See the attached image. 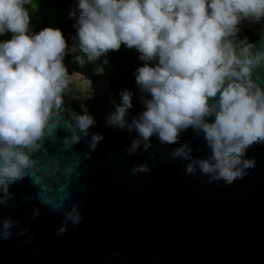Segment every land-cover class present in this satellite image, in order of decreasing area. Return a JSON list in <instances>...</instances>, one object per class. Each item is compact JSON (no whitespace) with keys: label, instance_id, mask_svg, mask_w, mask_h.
I'll list each match as a JSON object with an SVG mask.
<instances>
[{"label":"clouds","instance_id":"obj_1","mask_svg":"<svg viewBox=\"0 0 264 264\" xmlns=\"http://www.w3.org/2000/svg\"><path fill=\"white\" fill-rule=\"evenodd\" d=\"M29 3L0 0V36H9L0 40V206L13 198L10 186L28 174L31 154L63 105L73 79L65 57L81 67L104 57L106 65L108 54L122 46L142 62L133 73L138 93L120 91L105 126L137 134L126 154L141 146L147 151L153 136L177 144L191 127L211 154L193 158L188 143L176 147L170 159L188 161L186 175L230 185L255 166L247 152L264 144V84L253 79L254 70L264 67V43L240 37L239 25L264 21V0H75L68 12L75 29L71 43L59 28L31 31ZM96 71L103 73V66ZM134 96L142 111L129 120ZM95 123L87 110L76 113L66 141L79 143ZM102 139L92 133L89 148ZM130 171L148 173L151 167L138 163ZM58 209L64 210L58 235L69 222L83 220L78 205L65 209L61 203ZM16 223L0 221V239L11 238Z\"/></svg>","mask_w":264,"mask_h":264},{"label":"water","instance_id":"obj_2","mask_svg":"<svg viewBox=\"0 0 264 264\" xmlns=\"http://www.w3.org/2000/svg\"><path fill=\"white\" fill-rule=\"evenodd\" d=\"M239 27L240 37L264 43V21ZM69 74L63 105L31 154L28 174L10 186L13 198L0 206V221L17 222L11 238L0 239V264H264V144L248 149L255 166L230 185L186 175L188 161L170 159L184 143L193 158L211 154L191 127L177 144L153 136L151 148L128 155L137 134L105 126L119 102L108 77ZM253 79L264 84V67L254 70ZM85 110L96 123L72 144L65 139L68 129ZM92 133L103 134L95 150L88 146ZM138 163L151 171L132 174ZM61 203L65 209L78 205L83 220L69 222L58 235Z\"/></svg>","mask_w":264,"mask_h":264},{"label":"trees","instance_id":"obj_3","mask_svg":"<svg viewBox=\"0 0 264 264\" xmlns=\"http://www.w3.org/2000/svg\"><path fill=\"white\" fill-rule=\"evenodd\" d=\"M74 5L75 0H30L27 7L31 16V31L38 32L47 26L59 28L71 43L70 38L75 34V29L72 27L73 21L68 18V12ZM8 38V35L0 36V40ZM107 59L109 63L106 65L103 64L104 57H102L98 61L88 62L81 67L69 55L65 57V64L69 72L78 71L91 79H95L96 69L103 66V72L108 77L117 97L118 93L124 89L138 93L133 75L136 67L142 63L138 59V53L134 49L130 50L122 46L119 51L110 52ZM129 111L130 114L127 118L142 111V106L136 96L133 97V108Z\"/></svg>","mask_w":264,"mask_h":264},{"label":"flooded vegetation","instance_id":"obj_4","mask_svg":"<svg viewBox=\"0 0 264 264\" xmlns=\"http://www.w3.org/2000/svg\"><path fill=\"white\" fill-rule=\"evenodd\" d=\"M128 119H130V118H128Z\"/></svg>","mask_w":264,"mask_h":264}]
</instances>
